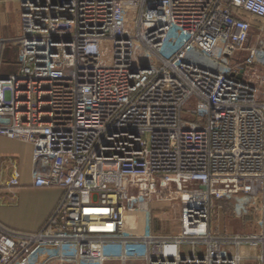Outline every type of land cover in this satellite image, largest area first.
<instances>
[{
	"label": "built area",
	"instance_id": "1",
	"mask_svg": "<svg viewBox=\"0 0 264 264\" xmlns=\"http://www.w3.org/2000/svg\"><path fill=\"white\" fill-rule=\"evenodd\" d=\"M20 4L0 136L31 144L33 186L63 195L37 233L0 224V264H264V0ZM215 200L250 230L214 231ZM165 201L179 233H126Z\"/></svg>",
	"mask_w": 264,
	"mask_h": 264
},
{
	"label": "crops",
	"instance_id": "2",
	"mask_svg": "<svg viewBox=\"0 0 264 264\" xmlns=\"http://www.w3.org/2000/svg\"><path fill=\"white\" fill-rule=\"evenodd\" d=\"M20 35V0H0V40L9 45L15 43ZM5 52L9 62L16 65L17 49L7 48ZM13 160L18 163V186L8 184L10 161ZM32 165L31 144L0 136V224L29 234L37 233L44 227L63 195V190L59 188L34 187ZM38 252L42 254L43 250L39 249Z\"/></svg>",
	"mask_w": 264,
	"mask_h": 264
},
{
	"label": "rangeland",
	"instance_id": "3",
	"mask_svg": "<svg viewBox=\"0 0 264 264\" xmlns=\"http://www.w3.org/2000/svg\"><path fill=\"white\" fill-rule=\"evenodd\" d=\"M173 36L180 38L179 30L174 29ZM176 35V36H175ZM200 63H204L198 57ZM16 65L9 62L5 52L1 67L2 75H10L15 72ZM180 203L177 201H165L156 203L151 216L143 214H128L126 217V233L142 235L149 230L161 234H177L180 232ZM212 226L214 231L226 234H241L250 230V219L237 215L236 207L228 201L213 203Z\"/></svg>",
	"mask_w": 264,
	"mask_h": 264
},
{
	"label": "water",
	"instance_id": "4",
	"mask_svg": "<svg viewBox=\"0 0 264 264\" xmlns=\"http://www.w3.org/2000/svg\"><path fill=\"white\" fill-rule=\"evenodd\" d=\"M237 78H238V79H242V76H241V75H240V76H237Z\"/></svg>",
	"mask_w": 264,
	"mask_h": 264
}]
</instances>
